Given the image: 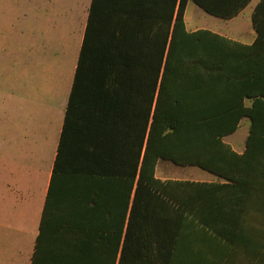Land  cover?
<instances>
[{
    "label": "trees",
    "instance_id": "16d2710c",
    "mask_svg": "<svg viewBox=\"0 0 264 264\" xmlns=\"http://www.w3.org/2000/svg\"><path fill=\"white\" fill-rule=\"evenodd\" d=\"M188 1L92 0L30 264H264V0L249 43L187 29ZM191 1L227 20L251 0Z\"/></svg>",
    "mask_w": 264,
    "mask_h": 264
},
{
    "label": "crops",
    "instance_id": "0c3cea01",
    "mask_svg": "<svg viewBox=\"0 0 264 264\" xmlns=\"http://www.w3.org/2000/svg\"><path fill=\"white\" fill-rule=\"evenodd\" d=\"M91 2L0 0V22L4 23L0 25L3 27L0 36L19 39L25 82L19 123L7 127L18 128V141L6 136L8 151L0 156V264L31 262ZM197 28L206 27L194 24L190 30ZM209 30L241 41L222 31ZM254 36L241 42L249 43ZM251 104L252 98H245V105ZM250 127V118L244 116L237 126L248 128L244 144L227 139L237 129L224 140L235 151L242 152ZM12 139L14 144L10 145ZM159 161L155 174L161 179L222 181L217 176L216 180H207L198 174L184 177H170L166 171L158 174Z\"/></svg>",
    "mask_w": 264,
    "mask_h": 264
},
{
    "label": "rangeland",
    "instance_id": "374dc122",
    "mask_svg": "<svg viewBox=\"0 0 264 264\" xmlns=\"http://www.w3.org/2000/svg\"><path fill=\"white\" fill-rule=\"evenodd\" d=\"M256 2L257 0H251L237 17L226 20L206 13L196 3L189 0L184 14L186 27L190 30L194 24H197L199 27L222 31L241 41H248L255 34L251 24V13ZM0 23V25L4 24ZM20 66H23V49L19 45V39L0 36V156L8 151L5 144L6 136L16 138L18 141V128L7 127L19 123L18 113L23 99V84L25 85L23 68ZM247 130L248 128H238L234 134L228 136V141L244 144L243 139ZM13 139L10 145L14 144ZM16 149L18 153V145ZM16 160L19 162L18 157ZM163 171H166L170 177L198 174L202 179L216 180L215 175L197 166L175 165L169 160L159 161L157 172L159 174Z\"/></svg>",
    "mask_w": 264,
    "mask_h": 264
}]
</instances>
